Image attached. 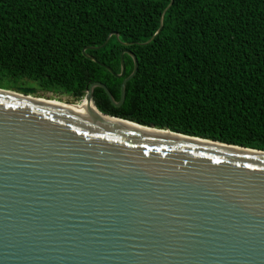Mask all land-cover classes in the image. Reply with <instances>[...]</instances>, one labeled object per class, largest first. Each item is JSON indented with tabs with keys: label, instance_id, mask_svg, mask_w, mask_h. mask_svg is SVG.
<instances>
[{
	"label": "water",
	"instance_id": "obj_1",
	"mask_svg": "<svg viewBox=\"0 0 264 264\" xmlns=\"http://www.w3.org/2000/svg\"><path fill=\"white\" fill-rule=\"evenodd\" d=\"M111 35L82 52L119 78L132 57L119 101L0 88V264H264V150L100 111L139 68L86 52Z\"/></svg>",
	"mask_w": 264,
	"mask_h": 264
},
{
	"label": "trees",
	"instance_id": "obj_2",
	"mask_svg": "<svg viewBox=\"0 0 264 264\" xmlns=\"http://www.w3.org/2000/svg\"><path fill=\"white\" fill-rule=\"evenodd\" d=\"M0 0V88L29 81L78 101L101 81L117 101L120 53L138 58L120 106L104 113L186 135L264 150V0ZM118 33V38L115 35ZM124 43H129L125 45Z\"/></svg>",
	"mask_w": 264,
	"mask_h": 264
},
{
	"label": "rangeland",
	"instance_id": "obj_3",
	"mask_svg": "<svg viewBox=\"0 0 264 264\" xmlns=\"http://www.w3.org/2000/svg\"><path fill=\"white\" fill-rule=\"evenodd\" d=\"M25 83L24 85H22L21 87H31V88H35L36 92L31 94L32 97H36V98H44V99H53V100H58L64 103H72V104H80L83 99H80L78 101L72 99L71 97L64 95V94H55V93H51V92H43L42 90L38 89L35 86V83L33 81H29ZM20 87V88H21ZM13 91H17V90H13Z\"/></svg>",
	"mask_w": 264,
	"mask_h": 264
},
{
	"label": "bare ground",
	"instance_id": "obj_4",
	"mask_svg": "<svg viewBox=\"0 0 264 264\" xmlns=\"http://www.w3.org/2000/svg\"><path fill=\"white\" fill-rule=\"evenodd\" d=\"M64 105H71V104H65L64 103ZM78 105H80V107L79 108H85V107H87L88 106V103L83 99V101L80 103V104H78ZM77 106V105H76Z\"/></svg>",
	"mask_w": 264,
	"mask_h": 264
}]
</instances>
